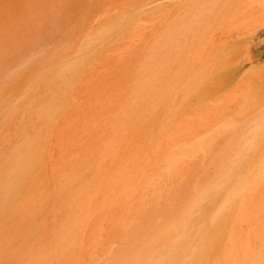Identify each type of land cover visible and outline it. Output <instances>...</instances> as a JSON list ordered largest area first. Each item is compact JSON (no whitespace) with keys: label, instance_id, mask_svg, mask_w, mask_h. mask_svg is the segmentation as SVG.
Listing matches in <instances>:
<instances>
[{"label":"rangeland","instance_id":"374dc122","mask_svg":"<svg viewBox=\"0 0 264 264\" xmlns=\"http://www.w3.org/2000/svg\"><path fill=\"white\" fill-rule=\"evenodd\" d=\"M174 1L0 0V264H204L238 120L191 66L175 115Z\"/></svg>","mask_w":264,"mask_h":264},{"label":"bare ground","instance_id":"6f19581e","mask_svg":"<svg viewBox=\"0 0 264 264\" xmlns=\"http://www.w3.org/2000/svg\"><path fill=\"white\" fill-rule=\"evenodd\" d=\"M174 4L175 115L182 114L181 73L191 66L189 110L231 105L238 120L206 169L201 256L204 264H264V0Z\"/></svg>","mask_w":264,"mask_h":264}]
</instances>
